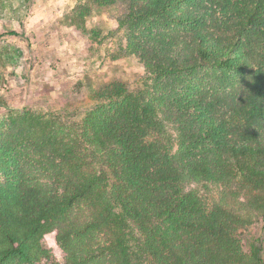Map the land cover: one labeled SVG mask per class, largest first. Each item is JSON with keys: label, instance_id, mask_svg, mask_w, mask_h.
I'll use <instances>...</instances> for the list:
<instances>
[{"label": "trees", "instance_id": "obj_1", "mask_svg": "<svg viewBox=\"0 0 264 264\" xmlns=\"http://www.w3.org/2000/svg\"><path fill=\"white\" fill-rule=\"evenodd\" d=\"M90 1L124 5L150 89L110 83L76 120L22 108L0 121V264L50 260L48 235L63 264H264L237 235L264 219V0ZM14 3L0 17L20 19Z\"/></svg>", "mask_w": 264, "mask_h": 264}, {"label": "rangeland", "instance_id": "obj_2", "mask_svg": "<svg viewBox=\"0 0 264 264\" xmlns=\"http://www.w3.org/2000/svg\"><path fill=\"white\" fill-rule=\"evenodd\" d=\"M12 1H23L25 9L18 20L10 9L0 17V121L10 110L22 108L76 120L94 108L95 93L110 83L120 82L133 93L150 89L152 77L126 51L125 32L118 26L125 12L121 2L97 6L90 0ZM167 133L174 152L175 134L169 127ZM189 187L207 203L217 202L223 190L211 183ZM238 199L245 195L240 193ZM252 217L237 235L246 253L257 246L264 258V219L256 212ZM43 243L52 257L41 264H63L53 235Z\"/></svg>", "mask_w": 264, "mask_h": 264}]
</instances>
